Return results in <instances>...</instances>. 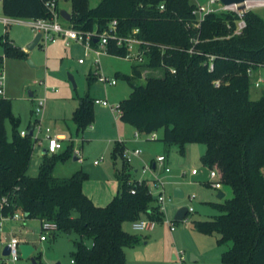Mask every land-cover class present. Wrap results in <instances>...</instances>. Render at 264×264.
<instances>
[{
	"label": "trees",
	"instance_id": "trees-1",
	"mask_svg": "<svg viewBox=\"0 0 264 264\" xmlns=\"http://www.w3.org/2000/svg\"><path fill=\"white\" fill-rule=\"evenodd\" d=\"M1 1L7 18L51 17L47 2L52 0ZM54 1L59 12L61 2H70L69 24L77 30L102 33L112 21L118 22L120 36L139 30L137 37L148 44L149 52L145 64L134 65L132 76L116 74L126 78L131 88L130 97L119 104L120 121L147 136L162 130L160 141L168 152L177 145L183 155L188 144L204 145V166L219 167L214 169L233 197L212 203L219 215L195 221L193 229L219 236L218 245L226 248L223 264H264V91L260 99L252 100V80L247 74L251 67L264 66V18L248 12L246 29L234 35L236 13L210 14L197 28L196 5L191 0H98L96 6H91V0ZM193 39L198 40V53L189 54ZM2 44L7 57H26L8 34ZM107 53L125 58L127 51L111 40ZM210 56L214 57L212 71ZM4 62L5 56H0V68ZM159 69L162 77L144 75ZM89 81L97 80L91 75ZM72 121L78 133L93 125L92 98L80 99ZM20 122L12 101L0 98V201L6 200L1 217L21 213L26 219L53 222L58 227L53 239L75 234L73 264H125L126 249L140 244L142 238L127 233L123 224L144 214L158 222L164 219L150 187L155 182L134 181L128 173H118V195L107 206L98 207L83 192L88 179L84 171L69 178L54 176L57 162L72 156V144L64 154L45 155L37 177L28 174L38 139L29 133L22 137ZM32 129L30 124L28 132ZM125 150L123 143H117L113 159Z\"/></svg>",
	"mask_w": 264,
	"mask_h": 264
},
{
	"label": "rangeland",
	"instance_id": "rangeland-1",
	"mask_svg": "<svg viewBox=\"0 0 264 264\" xmlns=\"http://www.w3.org/2000/svg\"><path fill=\"white\" fill-rule=\"evenodd\" d=\"M208 1L191 0L195 5H205ZM97 2L98 0H91V6H96ZM63 3H60L61 7H63ZM253 12L264 18V7L255 9ZM217 15H220V12ZM62 23L66 27L70 25L65 20ZM6 34H9L13 39L15 47L26 53V57L13 58L6 56L2 44ZM35 36L36 33L25 24H13L5 27L0 21V56H5V98L12 101L13 113L21 120V132L28 130L29 125H33L38 120L42 123V134L38 133V130L35 132V138L40 140L35 145L28 174L32 177H37L39 174V168L45 156L43 155L45 147L44 130L47 126L55 129L61 128L67 132H69L70 126L75 139L74 143L70 142L73 145L70 159L66 162H57L55 166L54 176L56 178L71 177V171L78 165H82L85 171L89 170L94 175L98 174L102 169H108L110 162L112 163V150L110 152L108 147L116 139L114 130L103 132L102 136L98 138L92 136L91 132L86 134L84 132L78 133L76 124L70 120L72 108L76 106L78 108L80 99L86 96H89L94 101L108 98L110 104L115 106L117 103L128 99L131 94L128 81L126 78L116 77V74L119 73L126 77L132 76L134 65L124 58L110 56L103 52L99 56L100 66L96 69L93 65L95 57L93 54L86 56V50L82 45L77 44L66 47L63 41H59L56 45L51 43L45 45L46 42L42 41L35 49L28 51L27 46L34 40ZM80 59H84V64L79 63ZM29 61L33 63L34 67L30 66ZM96 72L108 78H117V86L113 88L105 87L98 82ZM163 74L162 69L147 70L144 73L146 77H162ZM69 75L74 77L77 87H74L69 80ZM91 75L97 81L90 83L89 77ZM257 78L264 80V68L257 72L255 79ZM144 82L145 78L141 80V83ZM53 89L58 92L55 93L52 91ZM263 91L264 87L259 89L252 87L250 91L252 100L260 99ZM30 92L33 93V98H30ZM38 100H46L44 113L40 115L34 112ZM94 111L95 117L102 119L103 116L105 117L104 112L108 115L110 114L109 111H105L104 108L96 104H94ZM6 129L9 139H11L12 127L9 121L6 123ZM156 134L157 137L153 139L140 133L141 137L136 144L138 147L130 150L141 149L142 155L140 157L132 155L131 162L127 159V150L123 153H118L117 160L122 162V170L119 173L130 174L129 172L132 170L131 164L134 168L138 167L141 170L147 166L149 172L144 176L154 179L149 180V182H155L154 176H156L165 183L164 194L167 199L165 210L169 209L170 211V213L166 211L165 217V210L162 212L161 205L158 202L156 203L160 207V212H162L164 219L160 222L156 221L158 226L150 234L134 231L131 222L123 224V229L129 234L139 237L148 235L147 239L127 250L125 264H222L223 250L218 248L214 237L197 235L189 227L195 221H209L219 215L218 211L211 205L218 202L216 197L218 192L207 183L209 170L202 162L205 146L188 144L186 145L185 155H182L179 147L174 145L168 152L165 144L160 141L163 131L160 130ZM68 147L69 142H66L58 155L64 154ZM77 151L81 153V161L74 160L75 157L79 158L76 155ZM160 154H166L169 157L170 174L165 173L164 169L159 165L156 170H151L153 160H156ZM95 161H98L100 165L95 166ZM214 168L219 169L217 165ZM193 170H197L199 176H194L192 174ZM130 178H133L132 175H130ZM150 187L154 196L161 191L156 183L151 184ZM175 188H182L186 197L176 199L173 194ZM223 191L227 194L225 199L233 197L229 186L223 185ZM180 207L193 208L195 212L189 215L187 221L177 222L174 218L176 211ZM5 219L0 217L1 240L5 241L11 237L12 227L18 226L22 229V226H26L40 256L38 264H73L74 242L78 239L75 234H62L56 239L49 236L46 242H42V222L40 224L39 220L24 221V219H21L20 221H15L14 219H9L5 221ZM171 226L177 229V233H170ZM215 236L219 237L218 235ZM146 242H148L147 245H145ZM87 244L91 246V241H88ZM4 249L0 246L1 264H32L30 260H24L22 257L17 262H13L10 258L3 256ZM192 255L198 259L197 262L192 261Z\"/></svg>",
	"mask_w": 264,
	"mask_h": 264
},
{
	"label": "built area",
	"instance_id": "built-area-1",
	"mask_svg": "<svg viewBox=\"0 0 264 264\" xmlns=\"http://www.w3.org/2000/svg\"><path fill=\"white\" fill-rule=\"evenodd\" d=\"M1 1V0H0ZM240 5H243L244 8L240 9ZM47 6L49 8L51 17L48 19H37V20H21V19H12V18H1L0 21L3 23L5 27H8L13 24H25L29 26L35 33L42 34V39L40 42L45 41L46 44L57 43L59 40H65L66 46H70L72 43L82 45L86 50V56H90L93 54L95 57L93 59V65L98 69L100 66L99 56L104 52L107 53V46L111 40H115L118 47H123L126 49L127 53L124 59L132 62L135 65H143L146 63L147 53L149 52V48H145L148 44L139 39L138 33L139 30L136 29L130 36L124 37L118 34V22L112 21L109 26L102 32L99 33L97 31L93 32H83L73 28L71 25L68 27L64 26L62 21L64 20L61 17L59 9L54 0L47 2ZM264 7V0H247L242 4H234V5H224L221 0H209L205 5H196L194 9V15L196 16V27L199 28L201 23L204 21L205 17L210 14H227V13H236L238 15V19L235 20V29L234 35H241L243 31L246 29L247 24L245 21V16L250 11H255V9H259ZM161 9H164V5H161ZM98 40L97 44L94 45L93 41ZM193 47L188 50L189 54H196L198 52L195 51V46L198 43V40L193 39ZM108 55V53H107ZM214 60L213 56H210V71L213 70L214 65L212 61ZM80 64L84 63V59H80ZM5 65V64H4ZM0 68V98L6 97V74L5 68ZM264 68L262 64L257 65V70L254 67L248 69L247 74L252 80V87L257 89L264 87V80L261 78L255 79L257 72ZM173 74L176 73V70L171 69ZM98 82L102 83L105 87H113L117 85V80L115 78H108L96 72ZM220 86L219 83L216 85ZM52 91L57 92V90L53 89ZM94 104L100 105L102 107L110 109L113 113L121 115L120 106L112 105L107 99H96ZM46 107V100H38L35 105L34 112L37 115L44 113ZM33 136L35 137V132L38 130V133H42V124L38 120L33 123ZM29 132L22 131L21 136L25 137ZM45 139L47 140V151L48 155L58 154L62 149L63 145L61 143V139L58 135L53 136L52 130L50 128H46L44 130ZM136 137H139V133H136ZM150 138H156V134L150 135ZM39 140V139H38ZM76 155L79 161H81V153L80 151L76 152ZM136 156L140 157L142 155L141 149L127 150L126 156L127 159L131 162V157ZM99 162H95L98 164ZM156 163L164 169L165 173L170 172V168L166 165V157L159 156L156 159ZM149 168L146 166L143 169V173L148 171ZM209 170V185L217 191L223 189V181L222 177L217 169H208ZM192 174L197 176L199 172L197 170H193ZM155 183L161 189V191L156 195L158 203L161 205V210L164 212L166 205V197L164 194L165 183L159 178L155 177ZM160 183V184H159ZM152 191V190H151ZM153 194V192H152ZM154 195V194H153ZM171 201V199H169ZM6 203V200L0 201V208ZM194 209L190 208L189 213H193ZM13 219H23L24 216L21 213H16ZM186 217L183 221H187ZM157 222L151 219H139L132 223V228L136 232H150L155 229L157 226ZM171 231L175 230L174 226L170 227ZM42 230L43 233L41 235V241H46L47 237H51L55 232H57L58 227L53 222L43 221L42 222ZM21 242L18 238H12L8 243V247L10 249V254L7 256L13 262H17L21 258L20 251ZM1 264V262H0Z\"/></svg>",
	"mask_w": 264,
	"mask_h": 264
},
{
	"label": "crops",
	"instance_id": "crops-1",
	"mask_svg": "<svg viewBox=\"0 0 264 264\" xmlns=\"http://www.w3.org/2000/svg\"><path fill=\"white\" fill-rule=\"evenodd\" d=\"M63 4L65 6L63 5L62 8L63 9H66V11L71 14V4H70V2H64ZM0 17L1 18H6L3 15V11H2V1H0ZM8 37H9V39L13 43L14 41L9 36V34H8ZM59 41H63L64 42V45L66 46L65 40L61 39ZM57 43H51V44L56 45ZM75 45H77V44L72 43L70 46H66V47H71V46H75ZM133 65H135V64H133ZM115 79H117V78H115ZM116 86H113V87H116ZM57 92H55V93H57ZM30 93L32 94L30 96V98H33V96H34L33 93L32 92H30ZM102 99H107L108 100V98H102ZM120 103L121 102L117 103V105L120 104ZM76 108H77V106L72 108L73 111H72L71 119L70 120H72V116H73V113L76 110ZM102 108H104L105 111L106 110L109 111V113H110L109 115H111V116H109L106 112H104L105 117L103 116V119L102 118L95 117V122L93 123V125L91 127H89L84 132V134L91 132L92 133L91 134L92 136H95L96 138H98V137H101L102 136L103 132L105 133L108 130L109 131L112 130V129L114 130V132H115L114 135L116 136V139H115V141H113L112 143H110V145L108 147L110 149V152L112 150V155H111L112 163L110 162V167L108 169H105V170L102 169V171L99 172L100 174L98 173V174H95V175L91 171H89V170L88 171H85V169H84V167L82 165H78V166L74 167L73 168V171H71L72 172V175L76 171H79V170L84 171L88 175V179L83 184V192L98 207H105V206H107L114 199V197L117 196L118 193H119V181L117 180L116 175L119 173V171L122 170V162L120 160H114L113 159V153H114V149H115L116 144L117 143H123L125 145V147L127 148L126 150H130V149H132L134 147H138L136 144L138 143L137 141L141 137L140 136V133L137 132L133 127L131 128V126H129V125L125 124V123H122L120 121V116L118 114L113 113L108 108H105V107H102ZM108 119H109V121H108ZM112 123H113V127H112ZM108 127H109V129H108ZM47 128H49V127L47 126ZM50 128L52 129L53 136L58 135L60 137L61 143H62L63 147L66 144V142H69V145L72 142L73 143L75 142L74 141L75 139L73 137V132H72L70 126H69V132L62 130L61 128H58V129H55L54 127L53 128L50 127ZM23 131H28V130H23ZM136 133H139V137L138 138L136 137ZM40 134H42V133H40ZM156 137H157V134H156ZM44 143H45V147H44L43 151L47 147V140L46 139H45ZM185 152H186V150H185ZM183 155H185V153ZM159 156H165L166 157V165L170 168V165H169V157L166 154H160ZM75 161H79L78 158ZM95 162H98V161H95ZM99 165H100L99 163L98 164H95V166H99ZM131 166H132V170H131V172H129L130 173L129 175H132V177H133V178H131L132 180H134V181H142V180L149 181V180H154V179H149L148 177H145L144 176L145 174H147L149 172V170L146 171L145 173H143V170H141L140 168H138V167L137 168H134V166L132 164H131ZM151 166H152V169L151 170H153V171L156 170V168L158 167V164L156 163V160H153ZM170 173H171V168H170V172L167 173V174H170ZM197 176H199V174ZM154 177H156V176H154ZM208 182H209V179H208ZM215 191H217V190H215ZM217 192L218 193L219 192H223L224 193L223 189L220 190V191H217ZM184 194H185V192H184ZM185 197H186V194H185ZM226 197H227V194L225 193V198ZM222 201H219L218 200V202H222ZM180 208H178V209H180ZM166 211H168V213H170L169 209L168 210H165V217H166ZM177 212L178 211H176V214H177ZM194 212H195V210H194ZM190 214L191 213H188L187 217H189ZM0 217H1V212H0ZM9 219H12L13 220L12 217H9V218H6L5 221H8ZM23 219H24V221L25 220L37 221L36 219H26V218H23ZM142 219H150V218H149V215L148 214H144V215H142ZM14 220L15 221H20L21 219H14ZM39 222L41 224V221L40 220H39ZM157 226H158V224H157ZM157 226L155 227V229L153 231L145 232V233L150 234V233L154 232L156 230ZM17 227H12L11 237L9 239H6L5 241H3V240L0 239V246H1V248H6V246L8 245V243L10 242V240L12 238H18V240L21 242V244H28V245H31V246H33L35 248V251L32 254V256H34L35 258L36 257H40L39 254H38V251H37V247H36L33 239L30 238V234H29V231L27 230V227L26 226H22L23 227L22 229H20V227H18V228ZM189 227L197 235H200V236H203V237H214L218 248H220V249L223 250L222 251V254L225 252L226 248L220 247L218 245V243H217V240H218L219 237H216L215 235L208 236V235H204V234L198 233V232H196L193 229V225L192 224H190ZM170 233H172V234L177 233V229L175 228L174 231H171V229H170ZM147 237H148V235H142L141 236L142 241L145 240V239H147ZM46 241H42V242H46ZM147 244H148V242L145 243V245H147ZM91 246H92V242H91ZM128 249H131V248H128ZM128 249H126V253H127V250ZM192 261L193 262H197L198 259L195 256L192 255Z\"/></svg>",
	"mask_w": 264,
	"mask_h": 264
},
{
	"label": "water",
	"instance_id": "water-1",
	"mask_svg": "<svg viewBox=\"0 0 264 264\" xmlns=\"http://www.w3.org/2000/svg\"><path fill=\"white\" fill-rule=\"evenodd\" d=\"M245 1H247V0H221V2L224 5H227V6L234 5V4H242ZM239 8L243 9L244 6L240 5ZM60 14H61V17L65 21L71 22L72 15L69 12H67L66 9H61ZM41 39H42V34H37L35 36L34 40L27 46V50L28 51H32L33 49H35L40 44ZM97 42H98V40H95V43H97ZM29 64H30V66L34 67V65H33V63L31 61H29ZM69 80L73 83L74 87H77L75 79H74V77L72 75H69ZM31 95L32 94L30 93V96ZM33 133H34L33 130H31L29 132L30 136H33ZM43 155H48L47 149H45L43 151ZM76 159H77V157L74 158V160H76ZM173 194H174V197L176 199H183L185 197V194H184V191H183L182 188H175L173 190ZM216 197H217V199L219 201H222L225 198V193L219 192ZM155 199L157 200V197ZM188 213H189V209L187 207L180 208L178 210L175 218H174L175 221H177V222L183 221L187 217ZM20 251H21L22 259H24V260H28L29 259L32 262V264H38L36 258L34 256H32V254L35 251V248L33 246L28 245V244H21L20 245ZM9 254H10V249H9L8 246H6V248H5L4 252H3V256L7 257V256H9ZM59 264H61V263H59Z\"/></svg>",
	"mask_w": 264,
	"mask_h": 264
}]
</instances>
